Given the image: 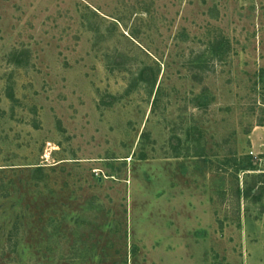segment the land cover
Wrapping results in <instances>:
<instances>
[{
	"label": "rangeland",
	"instance_id": "rangeland-1",
	"mask_svg": "<svg viewBox=\"0 0 264 264\" xmlns=\"http://www.w3.org/2000/svg\"><path fill=\"white\" fill-rule=\"evenodd\" d=\"M0 264H264V0H0Z\"/></svg>",
	"mask_w": 264,
	"mask_h": 264
},
{
	"label": "trees",
	"instance_id": "trees-1",
	"mask_svg": "<svg viewBox=\"0 0 264 264\" xmlns=\"http://www.w3.org/2000/svg\"><path fill=\"white\" fill-rule=\"evenodd\" d=\"M251 159L253 158V157H250ZM250 166H254V163L252 162V161H250ZM246 169H249V168H247V167H245ZM252 168H254V167H251V169Z\"/></svg>",
	"mask_w": 264,
	"mask_h": 264
}]
</instances>
